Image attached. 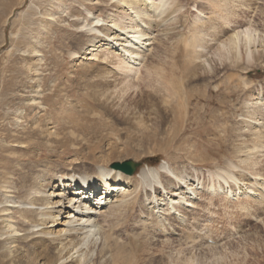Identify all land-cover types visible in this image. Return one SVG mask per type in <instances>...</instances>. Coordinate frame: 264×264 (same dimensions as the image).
<instances>
[{"label":"rangeland","instance_id":"374dc122","mask_svg":"<svg viewBox=\"0 0 264 264\" xmlns=\"http://www.w3.org/2000/svg\"><path fill=\"white\" fill-rule=\"evenodd\" d=\"M153 1L156 3V0ZM228 1L231 3H226L229 7L226 10L224 0H181L180 2L178 0L179 3H174L181 5L178 11L170 13L167 6L166 12L160 13V17L156 15L157 17L150 18L152 34L149 35L151 40L146 41L149 43L147 47L145 46L147 52L143 48L145 57L141 62L130 59L132 66H127L132 69L135 65L139 67L138 76L141 74L142 78V80L135 79L133 84L140 83V85L134 87L136 90L134 89L132 97L141 87L152 91V86H158L156 88L158 98L151 100L152 102L149 100L146 104L142 103L144 104L141 108L142 116H145L143 118L146 121L144 126L135 129L132 123L133 128H127L117 119V116L121 115L111 110H108L107 114L103 110L99 114L86 112V121L78 118L83 115L78 116L74 121H70V117L67 119L62 114L57 119L46 118L47 127L53 132L48 137L62 139V143L68 146V150L62 153L60 148L58 153L49 158L56 163L57 168L63 166L69 170L81 165L91 168L90 164L84 161L87 151L96 144H100L103 148L114 145L117 146L115 152L117 149L119 153L112 156L109 167H114L113 164L116 162L131 160L139 163L133 174L145 165L152 168L166 165L179 177L187 178L188 183L195 179L200 180L198 186L202 188L195 191V199L192 200L195 204L179 209V214L185 215L187 220L184 225L180 224L179 219L177 220V215L168 214L167 210L156 212L157 205L150 203L144 195L140 196L138 188L135 195L138 194L139 197L134 203L117 215L111 214L102 222L108 232L110 229L111 232L113 231L111 236L113 249L108 251L111 257L115 255L116 250L119 256L129 257V263L133 261L137 264H171L174 258L179 260V264H264V0H253V2L246 0L247 3L249 2L247 6L244 0L246 3L242 4L244 13L238 12L237 9L238 4L241 6L243 0ZM126 7L127 5L116 0H0V101L3 98L2 103L0 102V131L3 126L21 130L22 126L13 125L14 120L7 121L9 117L5 114L18 106L17 115L25 111L22 100L17 98L19 94L24 95L21 91L23 89L33 91L35 87L47 93L55 86L64 88L61 99H66L73 110H81V106L98 105L87 95L93 92L99 102L110 96L105 103L103 102L104 106L107 104L115 109L123 102L122 91L125 89L123 75H126V72H123L121 67L117 70L115 64H118L120 58L124 61L127 57L121 53V46L124 44L121 38L131 33L119 37L112 33L110 36L113 39H109L104 36V32L107 33L106 25H112L109 22L111 16L118 17L121 25L128 22L129 10ZM230 7L232 12H229ZM247 7L252 9L246 10ZM86 11H90L92 17L104 19L101 22V32L93 33L97 35L96 46L100 44L99 48L97 50L93 48V51L85 50L89 44L86 42L87 37L82 34L88 30V27L85 26L82 30L80 27L87 18ZM227 11L229 18H232L228 20L233 27L236 26L235 29L239 25L245 26L248 20H252L253 27L261 36L257 35L251 48L258 59H246L243 46L236 49L239 50L240 59L235 58V49L229 50V47L228 52L221 51L224 57H219L217 54L219 52L217 47L221 46L220 42L226 36H219L216 31L219 27L226 26L222 23L227 19L223 15H226ZM220 13L224 17L219 16ZM236 13L240 16H234ZM195 20L196 23H193ZM201 20L203 27L199 24ZM86 23H89V18ZM196 24L198 27H195ZM113 27L112 32L115 34V26ZM196 28L203 33L198 32L202 36H196L201 40L198 41L199 43L196 42L199 46L201 44V47L195 44L196 47L192 48L189 45L192 44L193 38L191 41L189 39L197 34ZM227 29V33H231L229 28ZM127 30L132 31L130 28ZM192 33L194 34L191 35ZM115 38L120 41H115ZM120 65L126 66L122 63ZM152 65L156 67L150 68ZM159 66H163L167 74L172 68L177 73L168 74L167 82L162 80L161 84L155 83V85L154 82L149 83V75L153 73L150 70ZM214 69L218 73L215 77H211ZM119 70L121 74L118 73ZM104 79L109 84H102L100 87L99 82ZM13 83L12 88L10 85ZM164 84H167L168 88ZM175 84L178 87L175 88ZM12 89L18 92V95H14H17L14 105L8 104L7 101ZM167 90L170 93L168 95L164 94ZM175 91L185 95L182 99L173 98L171 94ZM67 92L71 95L65 96ZM33 97L39 100L38 94L33 93ZM44 103L48 106L52 101L46 100ZM44 108V104H39L36 110L39 109L42 113L41 109ZM70 112L71 109H68V114ZM105 122L106 128H103ZM131 122L136 120L132 119ZM84 123L87 131H92L90 134L83 135L74 130L78 126L83 127ZM63 130L64 133H68L67 136L63 137ZM94 132L101 134L100 137H92L96 136L93 135ZM126 148L130 150L129 153H123L122 150ZM20 153V150H15L9 154V159H0V201L13 197L16 201H25L20 175L26 172L25 166L32 161H27V157L16 159ZM47 153L49 154V151L45 149V154ZM103 153L105 152L100 154ZM95 155L98 156V152ZM89 156L91 157V154ZM9 169L11 177L5 180L3 174ZM222 170L230 173L226 176L227 184L221 178L215 177L216 174L223 175ZM210 173L213 176H210ZM231 176L237 181L235 182ZM213 182L215 187L222 184V190L216 187L219 194L206 192V186ZM196 184L195 180L194 185ZM5 185L9 188L6 189ZM239 185L242 188L251 185L249 188L252 191L242 197L237 194L241 190L237 188ZM6 194H9V197L5 196ZM186 196L190 197L191 194ZM3 204L2 202L0 206L8 210L0 211V221L6 222L4 219L7 218L4 217L8 215L11 223L14 224L13 227L20 230L17 232L19 235L15 237L14 244L22 252L13 264H35L34 256L39 252L40 244L33 247V243L38 238H34L35 235L31 233L42 226L29 227L27 216H31L23 214L20 206H15L18 205L17 203ZM148 205L151 207L149 208ZM162 214L166 215L162 216ZM147 215L150 216L149 220L146 219ZM156 215L164 218L165 226L162 229L156 224L153 225V218H156ZM143 219L146 224H140ZM62 227L63 225L55 226L54 231ZM23 228L29 229V232L24 233L25 230L21 231ZM115 235L119 236L121 241L124 240L121 242L124 248L120 247V244L115 245ZM52 236L56 238L55 241L49 240ZM52 236L43 241L46 249H52L57 243L59 237L54 234ZM52 252L55 253L56 250L53 249ZM52 252L50 255L56 259ZM73 252L74 250H71V253ZM84 254L85 264H107V261H104L108 259L105 257L106 253L99 252L97 248L89 249ZM69 261L66 264H76L74 258ZM37 263L40 264L42 261L37 259Z\"/></svg>","mask_w":264,"mask_h":264},{"label":"bare ground","instance_id":"6f19581e","mask_svg":"<svg viewBox=\"0 0 264 264\" xmlns=\"http://www.w3.org/2000/svg\"><path fill=\"white\" fill-rule=\"evenodd\" d=\"M177 1L176 0H170V1L159 0L158 1L159 4H158L157 0H156V3L153 0H116V2H118V3H122L124 5H127L126 8H128L127 10H129V15L127 17V20L129 23L127 22L126 24L121 25L122 23L119 21L118 17H112L111 16V19L109 20V22L112 23V25H106V32L107 33L104 32V36H106L109 39H113L110 36V34H112V33L116 37L122 36L125 33H131V35L129 34V36H126V37L123 36L124 38L123 37L121 38L122 39L121 41H123V43H124V44L122 43L123 44L122 46L119 43V46L122 47L121 53H123V55L127 56V57L124 59V61H121L120 60L121 58H120L118 61V64H115V65H116L117 70H118V68L121 67L120 69H123L122 71L123 72L125 71L126 75L125 74L123 75V76H125V83L123 82L124 80L123 81L121 80L123 82L124 88H125V89L122 88L124 90V91H122L123 92V94H122V98H123L122 101L123 102H121L115 109H113L111 106L109 107L107 104H105L106 106H104V104H103V102L105 103V101H107L110 98V96H109V98L108 97L105 98V100H103V102H99L98 97H97V95H95L94 92L92 94L89 93L87 95L89 96V98L95 100L98 105L81 106V110H79V109L73 110L70 107V105L68 104V102L65 101L66 99H64V100L61 99L63 97L64 88H60V87L56 88V86H55L54 88H51V90L49 92L44 93V91L42 89H38V88L36 89L35 87L34 88L32 87L33 91H32V89H29L26 91H25V89L21 90V91H23L22 94H24L22 96H21V94H19L20 96H17L18 92L13 91L14 89H12V91L10 93V98L7 100L8 104H13L15 102V99H16L15 97L17 96V98L22 100V103H23L22 105L24 106L25 111L22 114L20 113V115H17V113L19 114V112H18L19 106L17 105L18 107H14L12 109V111L5 114L7 117H9L8 119H6L7 121L9 119H10L9 122L11 120H14V122L12 121L13 123L12 122L11 123L13 125L15 124L16 126L21 125L22 128H21V130H17V129L14 130V128H11L8 126L1 127L0 142H2V143H0V152L2 153V157L0 159L1 160H4V159L7 160V159H9V154L12 153V151L20 150L21 153L16 159H21V158L27 157V161H32L35 163L28 162L27 166H25L26 172H23L20 175L21 181L23 183V186H22L23 192L22 193L25 196L24 197L25 201H20V200L16 201L13 199L14 198L13 197V198H8V199L0 201V205L2 202L4 204H5V202H7V203L9 202L11 204L17 203L18 205H15V206H20V210L23 214L26 213V214L31 216V217L27 216L28 217L27 223L30 224L29 227L42 226L41 228H38L37 230H34L31 233V234L35 235L34 238H38L37 240H35V243H33V247L36 246L37 244H40V249L38 248L39 252L38 253L36 252L37 254L34 256V259L36 261L35 264H38L37 259H40V262L42 261V263H40V264H66L69 260H72L73 258H74V261L76 262V264H85L86 258H85L84 252H86L89 249H94V248H97L99 250V252L101 251V252L106 253L105 257L108 259H106L104 261L105 262L107 261V264H137L136 262H133V261H131L129 263L130 258L127 256H124V255L119 256L118 252L116 250H115L114 256L111 257L110 255H108V251L113 249V247H111V240H113L111 236H112L113 231L111 232V229H110L108 232L106 230V227H104V225L102 224V222L107 220V218L110 217L111 214L115 213L117 215V213H119L122 210L127 209V207H129L132 203H134L135 200H137V198L139 197L138 194L135 195V192L138 188L140 189V196L144 195L145 197L148 198L150 203L157 205L156 212L161 213L164 210H167L168 214H174L175 216L177 215V220L179 219L181 225H184L187 223V220L184 217L185 215L179 214V209L186 208L187 206H192L193 204H195L194 201H192V200L195 197V191L202 188L201 186H198L200 180L198 181V179H195L196 183H197L196 185H194L195 180L188 183L187 178H184L183 176L179 177L178 175H176L174 173V171L172 169H170V167H168L166 165H162L158 168H156V167L152 168V167L145 165V166H142L140 169H138L137 172L133 175L126 174L122 169H120L117 166H114L115 168L109 167L110 159L112 158V156L115 155V153H119V150H117V149H116L117 152H115V148L117 146L114 147V145H109L107 148H103L100 144H96L93 148H90L85 155L86 157L84 158V161L86 163L90 164L91 168L83 167L82 165L80 167H72L69 170H66L63 166L57 168L56 163H54L49 158L53 154L58 153L60 148H62V150H61L62 153H63V151L68 150V146L66 145V143H62V141H61L62 139L59 140L55 137H48V136H51L53 134V132L51 130L49 131V128L47 127L48 126L47 119L50 120L53 117H55L57 119L58 116L61 114L67 119L70 117V121H74L78 118L86 121L87 120L86 112L91 113V114H99V113H101V110H103V112L105 114H107L106 112L108 110L114 111L115 114H120L121 116H117V119H119V121H121L123 124H125V126L127 128H133L131 126L133 124H134L133 126L135 129H138V128L144 126L146 121L144 120L145 116L143 115L144 118L142 116V111H141L142 105L149 102V100L151 101V100L156 99V97H157L156 88L158 86L157 87L152 86L151 87L153 89L152 91L144 89L143 87H141L135 92V96L132 97V94L136 90L135 86L140 85V83H138L137 85H134L133 83H134L135 79L139 80L141 78V74H140V76H138L139 67H136V65H135V68H133V69H132V67L130 68V66L129 67H127V66L131 65V60L136 59L139 62H141L143 57H145L143 52L145 50V46L147 47V45H149V43L146 41L151 40L149 35L152 34V30H151L152 27H151V23H150L151 22L150 18H152L153 16H156V15L159 16L160 13L166 12L165 9L167 10V6H168V11H170V13L178 11L181 8L180 7L181 5L179 6L176 4L179 3L181 0H179V2H177ZM224 1H225L224 5L227 6V8H226V10H227L229 8L227 4L231 3V2L228 0L227 1L224 0ZM245 1L244 0H243V2H242V0L239 1L242 3L240 4L241 6H239V4H238V7H239V8L237 7L238 12L242 13V11H243V13H244V7H242L243 6L242 4H246L247 1H246V3H245ZM252 2H253V0H252ZM174 3H176V4H174ZM248 3L246 4V6L248 5ZM168 4H170V5H168ZM213 6H215V5H213ZM250 6H252V5H250ZM222 7H219V8H221V10H222L223 9ZM148 8L151 10H149ZM248 8L250 10L252 9V7H247L246 10ZM84 9L86 10V8H84ZM215 9H217V7ZM230 9H231V7H230ZM223 10H225V9H223ZM253 10H254V7H253ZM232 11L233 10L231 9V11H229V12H232ZM219 12H220V10H219ZM221 13H222V11H221ZM221 13L219 14V16L224 15L225 17L224 16L223 17L225 19L227 17V19L223 20V21H225L224 23L221 22L222 25L224 24L226 26L219 27V29L216 31V33H218L219 36L220 35L222 37L226 36L225 39L220 42L221 46L217 47L218 51H219L217 54L219 55V57L220 56L224 57V55L222 54L223 52H228L231 49H235L234 56H235V58L240 59L241 55L239 53V50H236V49L240 46H243L245 49V53H246V59H249V58L254 59V60L258 59L259 57L255 56V54H253L252 49H251L252 45H254V42L257 39V35L259 34V31L255 27H253L254 25L252 24V20L251 19H250L251 21L248 20V23L244 24L245 26L239 25V27L240 26L241 27L240 28L238 27L237 29H235L234 27H236V26L233 27L231 22H230V20L232 18L231 17H230L231 19L229 18L230 15L227 14L228 11L226 12V15L225 14L222 15ZM223 13H224V11H223ZM85 14H86L87 18L85 19V22H83V25L78 24V25H80L81 30L85 26L88 27V30H85L84 33L82 34V35H85L87 37L86 42H88V44H89L85 50L90 49V51H93L95 48L97 50L99 48L100 44H99V46H96L97 45V42H96L97 35H93V33L101 32L100 31V28L102 26L101 22L104 19H100V18L95 17V16L92 17L91 16L92 13L90 11H86ZM169 14H167V15H169ZM236 14L235 15L233 14V15L234 16H240L239 13L237 15ZM200 15H201V13H200ZM200 15H198V16H200ZM216 15H218V14L216 13ZM233 15H231V16H233ZM88 18H89V23H86ZM108 18H109V15H108ZM200 19H202V18H200ZM200 19H198V20H200ZM228 19H230V20H228ZM196 20L193 21V23H196ZM199 22H200L199 24H201V22L203 24L202 20ZM202 24H201V26H202ZM104 26H105V24H104ZM113 26H115V34H114V32H112L113 28H114ZM195 27H198V24H196ZM195 27H194V29H195ZM199 27H200V25H199ZM127 28L132 29V31L127 30ZM227 28H229L231 33H229V34L227 33V31H228ZM147 29H150L151 31L150 30L147 31ZM196 29H198V28H196ZM195 32L197 34L192 33L191 35L194 34V36H192V37L190 36L191 38L189 39L191 41V39L193 38V40L191 42L192 44L189 45V47L192 46V48L196 47L195 44L199 43L198 41L200 40V38L198 40L197 39L198 37H196V36L197 35L199 37L202 36V35L198 34V32H201L199 29ZM201 34H203V33L201 32ZM258 36H260V35H258ZM186 39H188V38H186ZM118 40L119 39H116L115 41H118ZM190 41H188V44H190ZM188 44L186 42V46H188ZM197 46L201 47V44H200V46H199V44H197ZM228 47H229V50H228ZM143 48H144V50H143ZM146 50H148V49L146 48ZM222 50H223V52H221ZM33 51H34V49H33ZM29 52H30V50H29ZM75 53H77V52H75ZM75 53H73V54H75ZM71 55H72V53H71ZM92 55H95V54H92ZM121 63L125 64L126 66L123 65L125 67H122L120 65ZM135 64H136V62H135ZM138 65H139V63H138ZM170 66H172V65H170ZM152 67H153V65L150 68H152ZM154 67H156V65ZM159 68H156L154 70H150L153 73H152V75L150 74L151 76L149 75V77H150L149 81H148L149 83L154 82L153 84L155 85V83L161 84L163 81L167 82V80H168L167 75L168 74L173 75V74L177 73L173 70V68L171 69V71L168 74L166 71L164 72L163 66L162 67L159 66ZM146 70H147V68H146ZM214 70L215 71L211 75V77H215L218 73V71L216 69H214ZM130 71H131V73H130ZM150 71H148V72L151 73ZM159 71H161V72H159ZM118 73H120V70ZM104 78H107V77H104ZM141 80H142V78H141ZM99 83H100V85H99L100 87L102 84H104V85L109 84L108 81L106 82V79L101 80ZM182 83H184V82H182ZM164 85H166V87L168 88L167 84H164ZM10 86L13 88L14 83ZM96 87H98V85ZM153 87H155V88H153ZM174 87L176 88L178 86L175 84ZM180 89H182L181 85H180ZM21 91H19V92H21ZM2 92L3 91H1V95H3ZM33 93L38 94L39 100L36 99L37 96L33 97ZM168 93H169V91L167 90V92H165L164 94L168 95ZM15 94H17V95L14 96ZM64 95L68 96L71 94H70V92H67ZM171 95L173 98L174 97H177V98L181 97V99H182L183 95H185V94L184 93L181 94L179 91L178 92L175 91ZM2 100H3V98H2ZM46 100H51L52 103L50 105L46 106L44 103V101H46ZM179 101H181V100H179ZM182 102H183V100H182ZM142 103H144V104H142ZM252 103L256 104V102L255 103L252 102ZM39 104H44L45 108L41 109L43 111L42 113L39 112V109H38V111L36 110V107ZM155 104H156V102H155ZM33 105H35V106H33ZM147 105H149V104H147ZM153 105H154V101H153ZM1 106H2V104H1ZM61 106H64L66 108H62ZM155 106L157 107L158 105L156 104ZM166 106H168V105H166ZM166 106H165V108H166ZM182 107H184V105ZM257 107H259V106H257ZM9 108H8V110H9ZM67 108L71 109V112L69 114H68ZM87 108H89V109H87ZM168 108L170 109L169 106H168ZM150 109H152V108H150ZM166 110H168V109H166ZM156 112H158V110ZM160 113H162V111ZM176 114H178V113H176ZM263 114H264V111H263ZM80 115H83V116H80ZM151 115H153V114H151ZM78 116H80V117H78ZM168 116H169V114H168ZM262 118H263V115H262ZM132 119L136 120V122H131ZM160 123H162V122H160ZM8 124H10V123H8ZM105 124H106V122L104 123L103 128H106ZM19 129H20V127H19ZM74 130H76L78 133H81L83 135L90 134L92 132V131H87L85 123L83 124V127L78 126V127L74 128ZM142 131H143V129H142ZM62 134H63V137L65 135L66 136L68 135V133L67 134L64 133V130H63ZM107 134H108V132H107ZM73 135L75 136L76 133L74 132ZM93 135H96V136H92V137H100L101 134L99 135L98 132H94ZM45 149L49 151V154L48 153L45 154ZM122 151H123V153H129L130 152V150L128 148L123 149ZM96 152H98V156L95 155ZM102 152H105V153L100 154ZM89 154H91V157L89 156ZM41 159H45V160L43 161ZM132 162L134 163V161H132ZM222 173H223V175L222 174L221 175L216 174L215 177L221 178V180H223V182L226 183L227 182L226 176H227V174L230 175V173L225 172L223 170H222ZM9 174H10V176H9ZM3 175L5 176V180H7L8 178L11 177V170L10 169L7 170L6 172H4ZM210 176H213V174L210 173ZM231 177H230V179H231ZM233 180L235 182L237 181V179L235 180L234 178H233ZM189 181H191V179H189ZM96 183L105 185L102 192L99 194L98 199H96V200H95V198L90 199L89 197L84 198V197H86V195L83 194V192H86V190L82 191L83 189H85L84 184H87L89 186H93ZM221 185L222 184H218V187L217 186L216 187L219 188L220 190H222L223 186H221ZM249 186H251V185H249ZM249 186L245 185L242 188L239 185L237 188L238 189L241 188V190L238 191L237 194L242 196V197L247 196L252 191V190H250L251 188H249ZM216 187H215L214 182L211 184L209 183L206 186L205 190L209 194L210 193L211 194H217V193L219 194V191H216ZM5 188H6V185H5ZM8 188H6V189H8ZM89 191L92 194H95V192H96V190H94V191L89 190ZM102 193H108V195L104 196V195H102ZM186 194H191V196L190 197L186 196ZM5 196L9 197V194H6ZM7 197H5V198H7ZM24 205H27V206L29 205L30 207H25ZM104 207H106V208H104ZM148 207L150 208L151 206L148 205ZM6 210H8V208H3L2 206H0V211L5 212ZM166 214H162V216H164ZM162 216L156 215V218H153L154 220L152 219L153 225L156 224V226L161 227V229H162V227L165 226L164 225L165 221L163 220L164 218ZM149 217L150 216L147 215L146 219L149 220L150 219ZM4 218H7V219H4V221L6 220V222L0 221V261L2 264H13L17 261L18 256L22 252V250L21 249L19 250V248L16 247V244H14L15 243V237L17 235H19L17 232L20 230H16V228L13 227L14 224L11 223L8 215H7V217H4ZM195 222H196V220H195ZM140 224H146V221L143 219ZM58 225H63V227H62V229L57 230L55 232L54 227L58 226ZM151 225H152V223H151ZM180 227H178V228H180ZM181 230H183V229H181ZM21 231H24V233H26V232H29V229L23 228ZM179 233H181V231ZM53 234L55 236L59 237L57 239V243L55 244V246L52 249H50V248L46 249L45 244L43 245V241L44 240L46 241V239H48V237L52 236ZM22 235H25V234H22ZM21 237H23V236H21ZM49 238H50L49 239L50 241H55V239H56V238L54 239L53 236L49 237ZM193 238H195V237H193ZM123 241L124 240L121 241L119 236L115 235V245L120 244V247L124 248V245L121 243ZM183 241H185V240H183ZM192 241L194 242V240H192ZM53 249L56 250L55 253L52 252ZM49 250H52V251H49ZM71 250H74V252L71 253ZM50 252H52V255L55 254L56 259L50 255ZM75 253H76V255H74ZM177 260L178 259L174 258L171 260L170 263L171 264H179V260L178 261ZM20 261L25 262L23 260H20ZM20 261H19V263H20Z\"/></svg>","mask_w":264,"mask_h":264},{"label":"water","instance_id":"95a60500","mask_svg":"<svg viewBox=\"0 0 264 264\" xmlns=\"http://www.w3.org/2000/svg\"><path fill=\"white\" fill-rule=\"evenodd\" d=\"M113 166H117L120 169H122L126 174H133L135 169L137 168V166H139L138 162H132L131 160H125L121 163L116 162L115 164H113Z\"/></svg>","mask_w":264,"mask_h":264}]
</instances>
